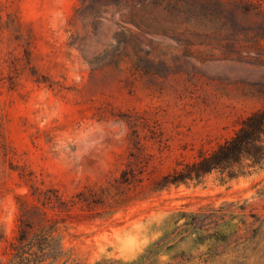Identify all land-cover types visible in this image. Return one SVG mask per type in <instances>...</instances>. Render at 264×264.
Segmentation results:
<instances>
[{
  "label": "rangeland",
  "instance_id": "rangeland-1",
  "mask_svg": "<svg viewBox=\"0 0 264 264\" xmlns=\"http://www.w3.org/2000/svg\"><path fill=\"white\" fill-rule=\"evenodd\" d=\"M146 4L0 0V261L264 264V171L165 181L264 108V0Z\"/></svg>",
  "mask_w": 264,
  "mask_h": 264
},
{
  "label": "trees",
  "instance_id": "trees-1",
  "mask_svg": "<svg viewBox=\"0 0 264 264\" xmlns=\"http://www.w3.org/2000/svg\"><path fill=\"white\" fill-rule=\"evenodd\" d=\"M147 1L134 0L133 10L136 12L132 13V18L134 20L137 16L140 17V23L137 26L149 33L155 30L154 22L156 24L158 22L153 16L152 9L146 4ZM180 12L179 10V14ZM257 170L264 171V108L243 119L234 136L220 144L216 149L209 153H201L198 160L186 165L185 170L176 171L178 177L174 181H171L170 178L165 179V181L174 184L198 181L213 173L233 178L240 175H250ZM124 175L126 180L130 178L128 173ZM49 230L43 227L40 231V233H45L44 240L49 241L46 243L48 247L51 245L50 241L53 240L52 233H48L51 232ZM25 233L26 236L30 234L28 231L23 234L25 235ZM225 239V236L218 235L214 244ZM27 240L29 239L22 237L20 239L21 245L13 254L12 259L7 262L0 261V264H42L45 257L43 243H38L37 249L34 250L36 245L25 244ZM27 246L30 247L25 252L23 249ZM147 253L151 254L152 252Z\"/></svg>",
  "mask_w": 264,
  "mask_h": 264
}]
</instances>
